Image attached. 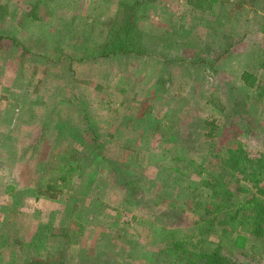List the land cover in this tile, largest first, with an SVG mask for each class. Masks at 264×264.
<instances>
[{"label":"rangeland","instance_id":"rangeland-1","mask_svg":"<svg viewBox=\"0 0 264 264\" xmlns=\"http://www.w3.org/2000/svg\"><path fill=\"white\" fill-rule=\"evenodd\" d=\"M128 21L144 52L98 56ZM262 27L264 0H0V264H175L213 151L262 150Z\"/></svg>","mask_w":264,"mask_h":264},{"label":"trees","instance_id":"trees-1","mask_svg":"<svg viewBox=\"0 0 264 264\" xmlns=\"http://www.w3.org/2000/svg\"><path fill=\"white\" fill-rule=\"evenodd\" d=\"M128 25L129 21L111 32L107 42L100 46L98 56L144 52L133 42ZM261 32L264 35V27ZM240 78L246 88L254 89L255 102L264 103V78L259 83L245 71ZM213 152L216 168L206 173L204 184L207 194L199 195V199L193 201L196 219L180 236L172 234L165 247L174 257L175 264H234L222 252L221 242L205 244L207 237L217 233L220 238L235 232L256 239L264 238V144L253 157L238 143ZM233 180L237 182L234 187L231 186ZM30 264L59 262L34 261Z\"/></svg>","mask_w":264,"mask_h":264}]
</instances>
